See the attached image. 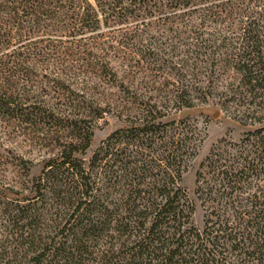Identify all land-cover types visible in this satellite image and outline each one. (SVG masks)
I'll list each match as a JSON object with an SVG mask.
<instances>
[{"label":"trees","instance_id":"obj_1","mask_svg":"<svg viewBox=\"0 0 264 264\" xmlns=\"http://www.w3.org/2000/svg\"><path fill=\"white\" fill-rule=\"evenodd\" d=\"M102 21L121 26L112 38L128 82H158L163 97L148 96L114 131L108 190L95 171L103 148L84 166L74 155L79 137L59 145L38 178V199L0 210V264H264V124L239 142L220 140L200 162V229L180 180L204 131L162 119L209 99L243 124L247 112L264 115V0H0L4 128L63 116L37 91L36 71L57 69L61 53L87 64L94 45L81 39ZM58 33L68 40L53 39ZM102 58L94 64L107 69ZM86 140L84 148L90 133Z\"/></svg>","mask_w":264,"mask_h":264},{"label":"rangeland","instance_id":"obj_2","mask_svg":"<svg viewBox=\"0 0 264 264\" xmlns=\"http://www.w3.org/2000/svg\"><path fill=\"white\" fill-rule=\"evenodd\" d=\"M119 27L121 26L110 21L106 26L105 21H102L97 31L87 32L83 36L84 39H81L82 43L94 45V57L104 55L101 62L108 63L107 69L102 65H95L94 57L87 56L88 63L82 65L77 60H72L73 55L65 57L61 53L55 58L62 64L58 65L57 69L54 66H43L36 71L37 91L54 108L59 109L63 116L55 115L51 123L39 119L29 124L22 123L19 130L4 128L8 121L0 119V210L11 208L7 203L18 202L24 205L38 199L36 190L39 176L48 161L58 157L59 145L69 143L74 137H79V145L75 148L74 155L84 166L90 163L100 148H103L99 154V158L104 155L103 159L98 163V159H95V163L102 166L101 170L99 167L95 170L99 172L98 178L101 179L98 186L102 189L114 185V155L107 158L105 156L106 153L114 154V131L128 126V121L134 120L132 116L129 115L131 118H128L126 115L134 114L141 101H146L148 96L153 95L157 100L163 97L162 93L158 97V94L154 93L162 88L158 82L150 81L143 86L137 82L134 85L128 82L124 72L126 67L119 65L117 60L120 50L124 49L112 38L116 36ZM59 34L54 35L53 39L68 40L66 37L59 38ZM58 79H65L66 82L57 83ZM134 89L138 95L136 99L132 95ZM245 107L240 109L245 110ZM247 113V122L243 124L234 117L233 108L226 111L216 101L209 99L206 103L195 101L192 107L180 111L173 108L162 117L164 121L173 119L178 122L182 119L204 131V140L195 157L187 163L180 180V186L186 190L194 205L192 222L200 229L203 228L205 212L194 192L196 170L220 140L239 142L245 133L252 132L264 124L263 114ZM74 122L79 127L75 126ZM69 124L70 128H65ZM89 133L90 144L84 148ZM108 145L110 149L106 152ZM106 189L104 188V191ZM44 199L49 203L46 209L53 213L55 201L50 200L49 194Z\"/></svg>","mask_w":264,"mask_h":264}]
</instances>
